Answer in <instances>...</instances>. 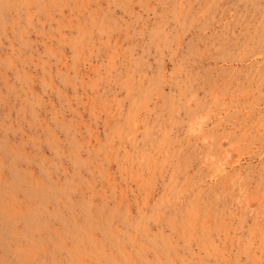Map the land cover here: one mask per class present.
<instances>
[{
  "label": "rangeland",
  "instance_id": "1",
  "mask_svg": "<svg viewBox=\"0 0 264 264\" xmlns=\"http://www.w3.org/2000/svg\"><path fill=\"white\" fill-rule=\"evenodd\" d=\"M0 264H264V0H0Z\"/></svg>",
  "mask_w": 264,
  "mask_h": 264
}]
</instances>
